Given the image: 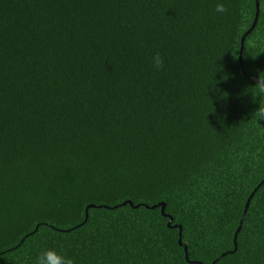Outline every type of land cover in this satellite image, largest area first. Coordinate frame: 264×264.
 Here are the masks:
<instances>
[{"label":"trees","instance_id":"obj_1","mask_svg":"<svg viewBox=\"0 0 264 264\" xmlns=\"http://www.w3.org/2000/svg\"><path fill=\"white\" fill-rule=\"evenodd\" d=\"M257 3L241 52L256 81ZM253 14V0H0V264L47 249L74 264H264V94L237 63Z\"/></svg>","mask_w":264,"mask_h":264},{"label":"clouds","instance_id":"obj_2","mask_svg":"<svg viewBox=\"0 0 264 264\" xmlns=\"http://www.w3.org/2000/svg\"><path fill=\"white\" fill-rule=\"evenodd\" d=\"M214 10L218 14H226L228 12L227 7L222 2H217ZM152 64L156 70H160L163 67L164 61L159 53L153 56ZM253 87L258 90L257 96L264 94V78L259 76ZM252 115L257 122L264 120V105H260ZM36 264H74V261L70 257L57 252L55 249H47L37 256Z\"/></svg>","mask_w":264,"mask_h":264},{"label":"water","instance_id":"obj_3","mask_svg":"<svg viewBox=\"0 0 264 264\" xmlns=\"http://www.w3.org/2000/svg\"><path fill=\"white\" fill-rule=\"evenodd\" d=\"M253 2H254V14H253V19H252V22H251L249 28H248V29L242 34V36H241L240 39H239V48H238V54H237V63H238V65H239V69H240L241 74H242L245 78H247V79H249V80H253V81L256 83V82H257L256 80H254L253 78H251V77L245 75V73H244V71H243V68H242V64H241V52H242V48H243V41H244V38H245V36H246V35L252 30V28L254 27V25H255V23H256V19H257V14H258V3H257V0H253ZM263 181H264V178H263V180H262V181H261L256 187H255V189L252 191V193H254V191L258 188V186H259ZM252 193H251V194H252ZM250 196H251V195H249V197L247 198V200H246L245 203H244L243 210H242V213H241V216H240L239 222H238V226H237V228L235 229L234 234H233V238H232V246H233V248H232V251H230V252H225V253L220 254L219 257H218L216 260L220 259L221 257H223V256L226 255V254H231V253L234 251V249H235V244H234L235 236H236V233L238 232L239 227H240V225H241V223H242V220H243V218H244L245 211H246L247 204H248V200H249ZM125 204H126V202H122L119 206H123V205H125ZM127 204H128V205H131L129 202H127ZM137 206H138V205L134 206V208H136ZM87 208H94V207L89 206V207H86V208L84 209V219H83V221L81 222L80 225H82V224L86 221V210H87ZM97 208H99V207H97ZM114 208H115V207H114ZM145 208H147V207H145ZM154 208H159V213H160V215H162L163 217L167 218V222H166L165 226H166V227H169V226H170V223H171V217L168 216V215H164V214H163V209H164L163 204L158 203V204H156V205H154V206L149 207L148 209L151 210V209H154ZM170 227H171V228H176V229H177V243H178L179 246L182 247V249H183V253L185 254V255H184V260H186V259H187V257H186V256H187V255H186V246L183 245V244L180 242V227L177 226V225H172V226H170ZM213 263H214V261L211 262V264H213Z\"/></svg>","mask_w":264,"mask_h":264}]
</instances>
